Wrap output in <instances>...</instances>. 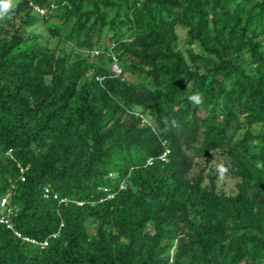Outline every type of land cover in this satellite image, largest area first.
<instances>
[{
	"label": "trees",
	"instance_id": "trees-1",
	"mask_svg": "<svg viewBox=\"0 0 264 264\" xmlns=\"http://www.w3.org/2000/svg\"><path fill=\"white\" fill-rule=\"evenodd\" d=\"M2 197L0 264H264V0H13Z\"/></svg>",
	"mask_w": 264,
	"mask_h": 264
},
{
	"label": "rangeland",
	"instance_id": "rangeland-1",
	"mask_svg": "<svg viewBox=\"0 0 264 264\" xmlns=\"http://www.w3.org/2000/svg\"><path fill=\"white\" fill-rule=\"evenodd\" d=\"M113 69L116 72H119V69L113 65ZM222 160V156L217 152H212L208 157H206L205 162L207 166H212L215 169L219 168L220 162ZM217 188L223 189L226 193H234L235 192V180L227 175L219 174L217 178Z\"/></svg>",
	"mask_w": 264,
	"mask_h": 264
},
{
	"label": "clouds",
	"instance_id": "clouds-1",
	"mask_svg": "<svg viewBox=\"0 0 264 264\" xmlns=\"http://www.w3.org/2000/svg\"><path fill=\"white\" fill-rule=\"evenodd\" d=\"M12 7H13V0H0V19H4L7 16L9 9ZM191 99L199 102L200 97L199 96H193V97H191ZM225 171L226 170L223 167L220 168L221 173H223Z\"/></svg>",
	"mask_w": 264,
	"mask_h": 264
},
{
	"label": "built area",
	"instance_id": "built-area-1",
	"mask_svg": "<svg viewBox=\"0 0 264 264\" xmlns=\"http://www.w3.org/2000/svg\"><path fill=\"white\" fill-rule=\"evenodd\" d=\"M20 179H21V180H24V175H21ZM44 196H48V189H47V188H45ZM54 197H57V194H54ZM61 200H65V199H61ZM6 202H7L6 197H2L1 200H0V206H1V207H5ZM0 222H1V223H4L8 228H11V223L9 222V220H8L7 217L1 215V216H0ZM14 233H15L16 236H18V237H22L23 239L28 240V237H26V236H22V235L20 234V232H18V231H14ZM32 241H33V240H32Z\"/></svg>",
	"mask_w": 264,
	"mask_h": 264
}]
</instances>
